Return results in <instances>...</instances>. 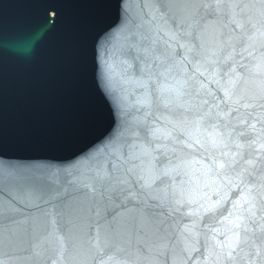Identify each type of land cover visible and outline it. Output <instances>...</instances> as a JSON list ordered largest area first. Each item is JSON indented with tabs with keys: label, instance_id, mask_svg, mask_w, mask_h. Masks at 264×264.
Wrapping results in <instances>:
<instances>
[{
	"label": "snow or ice",
	"instance_id": "obj_1",
	"mask_svg": "<svg viewBox=\"0 0 264 264\" xmlns=\"http://www.w3.org/2000/svg\"><path fill=\"white\" fill-rule=\"evenodd\" d=\"M0 23V264H264V0H40ZM83 84L65 143L8 146L6 60L65 10ZM68 60L80 57L70 50Z\"/></svg>",
	"mask_w": 264,
	"mask_h": 264
},
{
	"label": "water",
	"instance_id": "obj_2",
	"mask_svg": "<svg viewBox=\"0 0 264 264\" xmlns=\"http://www.w3.org/2000/svg\"><path fill=\"white\" fill-rule=\"evenodd\" d=\"M40 0H0V23L14 29L32 26L41 16ZM87 8L65 10L64 26L52 33L32 29L35 60L20 65L6 60L7 90L5 120L8 146L34 149L39 152L23 155H44L61 147L67 138V101L70 92L83 84V45L79 26L87 17ZM70 50H79L80 57L68 60Z\"/></svg>",
	"mask_w": 264,
	"mask_h": 264
}]
</instances>
